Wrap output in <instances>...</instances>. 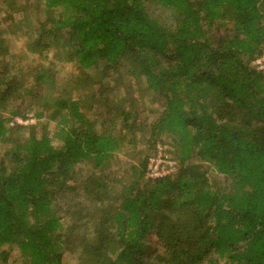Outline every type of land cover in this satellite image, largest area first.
I'll return each mask as SVG.
<instances>
[{"label":"trees","instance_id":"1","mask_svg":"<svg viewBox=\"0 0 264 264\" xmlns=\"http://www.w3.org/2000/svg\"><path fill=\"white\" fill-rule=\"evenodd\" d=\"M263 56L264 0H0V264H264Z\"/></svg>","mask_w":264,"mask_h":264},{"label":"rangeland","instance_id":"2","mask_svg":"<svg viewBox=\"0 0 264 264\" xmlns=\"http://www.w3.org/2000/svg\"><path fill=\"white\" fill-rule=\"evenodd\" d=\"M22 50H25V48H22ZM263 59L261 58V61H262ZM32 61H34V65H36V64H38V62H40L41 60L36 56V55H33V54H27V57H26V59L24 60V63L26 64V65H29ZM262 66H264V63H262L261 64V67ZM260 68V67H259ZM124 78L125 79H127L128 78V76L127 75H125L124 76ZM15 121L17 122V123H20V124H26V123H30V122H32V120L30 121H23L20 117H15ZM40 125H38L37 126V128H36V131L37 132H40ZM28 133V132H27ZM20 135V132H18L15 136L16 137H20L19 136ZM165 139V138H164ZM162 146H164V145H160V144H158L157 145V147L159 148V152H158V155L155 157V156H151V158H150V160H149V165L151 164L152 166H154V164L155 163H159L160 162V159H167V157L169 156L168 154H164L163 152H162V149H161V147ZM163 148V147H162ZM164 149V148H163ZM145 152L146 153H148L149 152V149L146 147L145 149ZM123 153L124 152H119V156L120 157H123ZM153 169H154V167H153ZM148 246L147 247H145L144 248V251H143V253L141 254V259L143 260V261H146L147 260V255H148V253H150L152 250H156V251H159V249H160V245H159V243H158V241L156 240V237H155V235H153V238L151 239V240H149L147 243H146Z\"/></svg>","mask_w":264,"mask_h":264},{"label":"built area","instance_id":"3","mask_svg":"<svg viewBox=\"0 0 264 264\" xmlns=\"http://www.w3.org/2000/svg\"><path fill=\"white\" fill-rule=\"evenodd\" d=\"M262 61L261 58L257 59V61L255 62L260 68L261 64L264 63V56L262 57ZM173 164L174 162L168 160V159H160L159 163H155L154 166H152L151 164L148 165V169H149V176L150 177H158V176H162L165 175L167 173H169L170 171L173 170ZM154 167V169H153Z\"/></svg>","mask_w":264,"mask_h":264}]
</instances>
